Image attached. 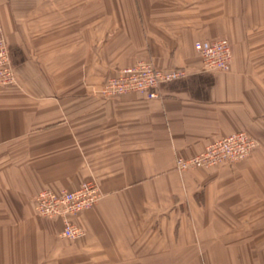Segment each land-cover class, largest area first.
Here are the masks:
<instances>
[{"label":"crops","instance_id":"0c3cea01","mask_svg":"<svg viewBox=\"0 0 264 264\" xmlns=\"http://www.w3.org/2000/svg\"><path fill=\"white\" fill-rule=\"evenodd\" d=\"M0 27V264H264V0H0ZM222 38L229 70L203 69L194 43ZM138 60L185 75L100 96ZM237 131L247 159L175 169ZM85 181L103 197L58 239L34 197Z\"/></svg>","mask_w":264,"mask_h":264},{"label":"built area","instance_id":"2783aa9c","mask_svg":"<svg viewBox=\"0 0 264 264\" xmlns=\"http://www.w3.org/2000/svg\"><path fill=\"white\" fill-rule=\"evenodd\" d=\"M194 49L201 66L208 71L226 72L232 62V48L227 39L209 42L197 41ZM185 75L181 69L161 70L148 60H138L133 65L119 69L109 77L99 90L104 99H112L128 93H137L146 99L159 97V86ZM15 82L8 49L0 27V86ZM256 141L244 131H237L209 142L204 149L190 158H177L178 171L210 169L223 164H234L247 159L256 148ZM102 197L99 186L85 181L75 190L52 191L44 189L34 197L35 213L47 220H59L60 239L73 241L83 237L84 230L74 218L92 208Z\"/></svg>","mask_w":264,"mask_h":264},{"label":"rangeland","instance_id":"374dc122","mask_svg":"<svg viewBox=\"0 0 264 264\" xmlns=\"http://www.w3.org/2000/svg\"><path fill=\"white\" fill-rule=\"evenodd\" d=\"M2 30V29H1ZM3 34V33H2ZM5 39V38H4ZM5 42H6V40H5ZM6 46H7V49H8V55H9V60H10V64H11V67H12V69H13V73H14V76H15V82L14 83H12L11 85H13V84H15L16 83V73H15V69H14V67H13V65H12V63H11V58H10V54H9V47H8V45H7V43H6ZM11 85H9V86H11ZM9 86H0V88H4V87H9ZM214 168H216V167H214ZM175 169H176V167H175ZM198 169H202V168H198ZM177 170V169H176ZM190 170V169H189ZM178 171V170H177ZM179 172H181V171H179ZM184 172V171H183ZM101 191V190H100ZM102 197H103V193H102ZM101 197V198H102ZM40 217V216H39ZM42 218V217H41ZM44 219V218H43ZM54 221V220H53ZM60 231V230H59ZM57 236H58V239H60V237H59V232L57 233Z\"/></svg>","mask_w":264,"mask_h":264}]
</instances>
